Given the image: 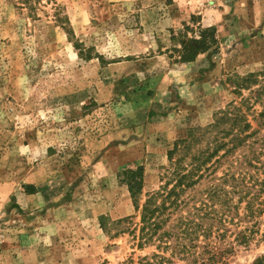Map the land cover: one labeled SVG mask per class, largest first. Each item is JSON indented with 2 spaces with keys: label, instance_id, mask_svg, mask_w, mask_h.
<instances>
[{
  "label": "rangeland",
  "instance_id": "rangeland-1",
  "mask_svg": "<svg viewBox=\"0 0 264 264\" xmlns=\"http://www.w3.org/2000/svg\"><path fill=\"white\" fill-rule=\"evenodd\" d=\"M207 29L218 43L179 63L181 33ZM252 74L264 79V0H0V264H138L158 253L138 246L135 205L163 185L177 142L249 96L236 85ZM254 109L227 162L264 140ZM138 169L133 200L125 173ZM246 227L249 243L229 233L223 258L196 264H264V214Z\"/></svg>",
  "mask_w": 264,
  "mask_h": 264
},
{
  "label": "trees",
  "instance_id": "trees-1",
  "mask_svg": "<svg viewBox=\"0 0 264 264\" xmlns=\"http://www.w3.org/2000/svg\"><path fill=\"white\" fill-rule=\"evenodd\" d=\"M21 1L31 5L34 0ZM217 43L211 29L192 37L181 33L180 48L175 50L178 61L194 62ZM237 80V94L248 91L249 96L242 98L239 105L230 103L206 131L198 129L197 139L177 142L168 154L169 167L162 177L163 185L147 197L142 207L135 205L141 212L138 246L153 243L159 251L141 259L138 264H176V259L187 264H196L200 260L213 263L233 248L226 244L229 233L237 244L249 243L255 234L254 227L242 229L240 225L245 218L253 221L264 214V140L254 142L244 155L228 162L226 159L247 142V132L252 125L246 115L255 111L254 105L261 103L263 111L258 116L264 120V79L252 74ZM225 125L229 128L221 129ZM215 132L222 134L223 139H203ZM204 142L206 148L192 155L194 147ZM222 150H225L224 154L219 155ZM179 153H183L182 156L176 157ZM222 161L228 163V167L222 176L216 177L214 173ZM251 169L256 173H250ZM125 177L129 192L136 200L144 186L143 170L128 171ZM210 177V185L199 196L188 193L200 181ZM243 203L245 214L241 217ZM175 213L181 214L175 216ZM230 225L236 231L231 232Z\"/></svg>",
  "mask_w": 264,
  "mask_h": 264
}]
</instances>
